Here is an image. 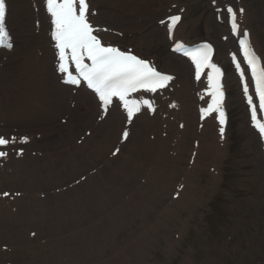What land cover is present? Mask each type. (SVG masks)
<instances>
[{"label": "rangeland", "instance_id": "obj_1", "mask_svg": "<svg viewBox=\"0 0 264 264\" xmlns=\"http://www.w3.org/2000/svg\"><path fill=\"white\" fill-rule=\"evenodd\" d=\"M162 2L150 0L139 12L161 18L182 10L180 38L188 44L202 39L216 44L215 63L225 74L223 83L228 91L227 138L218 167L212 165L210 158L193 165L195 152L187 153L188 145L182 153H169V157L177 160L155 171V176L146 174L153 169L152 162L137 158L132 170L129 167L127 175L119 179L122 141L102 148L97 168H89V162L98 155L85 152L77 160L86 166L85 173L37 192L38 264H264V154L258 145L251 144L253 130L238 79L229 63L227 53L232 50V42L222 31L224 17L214 19L215 7L239 1ZM243 3L247 9L243 19L264 59V0H243ZM197 18L203 32L195 25ZM206 18L212 24L215 22L217 29L209 27ZM4 26L15 29L14 21L6 20ZM220 28L216 34L215 30ZM121 44L126 47L129 42ZM134 44L129 46L134 48ZM137 51L150 56L145 48ZM167 51L169 46L164 48V54ZM173 60L188 64L175 55ZM6 95H13V87ZM62 121L65 120L56 126L65 128L53 130L40 139L41 156L54 148L63 151L66 147L75 148L80 155L81 147H86L91 128L76 118L69 126ZM122 153H128V146ZM141 169L145 178L137 177L130 182V173ZM56 170L63 172L60 167ZM97 171H101L99 182L103 186L98 183L93 186L87 178L86 174ZM104 175L118 178L109 183ZM125 183L130 186L129 192L123 189Z\"/></svg>", "mask_w": 264, "mask_h": 264}, {"label": "bare ground", "instance_id": "obj_2", "mask_svg": "<svg viewBox=\"0 0 264 264\" xmlns=\"http://www.w3.org/2000/svg\"><path fill=\"white\" fill-rule=\"evenodd\" d=\"M149 1L87 0V18L93 25H98L96 30L103 44L115 46L124 41H128L129 45L136 43L134 44L136 50L145 48L152 62L161 70L169 72L172 77L164 87L168 91L161 96L155 97L157 90V92L134 93L133 96L142 106H140V114L129 123V126H126L128 116L124 115L120 102L116 99L111 98V103L104 105L103 101H94L92 92L80 83L69 85L73 89L71 94H68L69 86L60 83L66 73L58 70L55 40L52 38L54 29L50 23V16L46 13L45 0H5V20L15 23V29H8L11 33L8 36L16 38L10 48L0 49V93L5 96L0 95V137L11 141L7 145H0V151L6 153L0 156V264H38L37 192L57 186L78 173H85L86 166L80 165L77 160L87 151L98 155L89 162V168L96 167V161L103 156V152L100 154L102 148L113 142L120 143L124 130L128 129V135L119 145L118 172L121 174L119 179L127 175L129 167L132 170L137 158L151 161L153 169L146 174L149 177L155 176V171L162 170L168 162L177 160V157H169V153L174 151L182 153L188 145L190 146L187 153L195 152L193 165L210 158L212 165L218 167L219 159L225 150L223 147L227 130L226 133H221L220 129L216 133L211 131L216 127L212 119L207 118L202 124L199 121L198 106L199 101L205 98L203 93L206 84L202 76L194 80L193 70L182 63L183 61L181 64L174 62L172 52L167 51L168 53L164 54V48L175 45L180 39V22L176 24L171 38H168L169 21L162 26L157 23L158 19H162L165 15L156 18L155 14L148 16L139 12L140 7L147 6ZM166 1L168 0H163ZM240 8L244 10L242 15L238 11ZM234 9L237 11L232 10L230 15L234 16L238 31L242 32L247 28L250 30L244 20L247 9L243 0L236 2ZM94 12L97 14L94 15ZM218 18H223L219 11L214 15L215 20L218 21ZM206 19L209 27L217 29L214 21L212 24L210 19ZM227 20L228 18H226V27L224 24L222 28L226 33L230 32L234 23ZM228 23H231V26ZM99 25L101 28L106 26L103 28L104 31L99 30ZM195 25L200 32H203L199 28L198 18ZM220 30L221 28L215 30L216 34ZM229 38L232 41L231 32ZM249 39L250 47L260 55L252 33ZM210 63L212 64L213 61L211 60ZM214 84L220 86L221 80H217ZM11 87H13V95L7 96ZM152 92L150 103L153 110H149L144 106L143 98L139 97L138 93ZM251 93L252 91L247 92V95L251 96ZM210 97L209 99H212ZM66 99L68 101L65 104ZM224 102L222 100L219 104L223 114ZM104 106H108L106 113L97 114L98 107ZM207 110L208 108H204L203 113L207 115L218 113ZM100 117L102 118L97 121ZM74 118L83 121L91 128V137L86 140V147H81L80 155L75 148L66 147L63 151L54 148L41 156L39 152L41 151L39 147L43 146L41 140L53 130L65 128L56 126L60 120L67 121L69 126ZM251 139L254 147L258 145L260 148V144H263L259 142L254 132ZM22 140L26 142H21ZM127 146L128 153H122ZM212 153L214 154L211 156ZM58 167L62 168L63 172L57 171ZM142 171L144 169L138 172L132 171L130 182L135 181L137 177L145 178L146 174ZM86 175L93 186L97 183L101 185L99 182L101 171ZM104 177L109 183L118 178H109L105 175ZM129 188L130 186L125 183L124 191L129 192ZM71 191L80 192L76 189ZM3 193L9 195L4 196ZM58 200L59 198H55V201Z\"/></svg>", "mask_w": 264, "mask_h": 264}, {"label": "snow or ice", "instance_id": "obj_3", "mask_svg": "<svg viewBox=\"0 0 264 264\" xmlns=\"http://www.w3.org/2000/svg\"><path fill=\"white\" fill-rule=\"evenodd\" d=\"M46 8L52 17L54 27L52 37L56 41V47L59 50L60 64L58 70L68 72L66 66L69 59L68 53L71 54V62L75 65L80 76L87 81L90 88H94L99 93V98L104 105L111 103V97L118 96L124 100L125 95L130 91H135L138 87L148 88L151 91H156L158 88L167 86L171 76L161 75L150 67L149 64L137 59L135 56L121 53L115 48L102 46L101 41L93 35L94 29L87 21L88 4L87 0H46ZM232 13L231 9H228ZM5 0H0V47L10 48L12 45L8 41V33L5 30ZM180 17H173L171 23L175 25ZM234 19V17H233ZM233 29L236 25L233 23ZM247 34L245 33V36ZM245 52L248 51L246 41L242 40ZM211 49H205L201 53V62H206L210 55ZM87 57L92 62L89 67L83 61ZM249 63L252 65V70L256 73V64L258 63L254 56L249 57ZM201 63H197V78H199ZM239 67V65H238ZM214 72H219V69L213 68ZM211 80L212 77H209ZM80 81L75 77L65 80V83L78 84ZM257 91L260 98V109L264 112V70L259 71L257 78ZM247 93V88H245ZM216 93H219L222 99V92L219 91V86H216ZM214 104H210L207 112L216 111L220 113V124L223 125V112L219 107L220 100L216 99V94H213ZM144 106L149 110H153V106L147 101H143ZM128 120L131 121L134 112L140 111V105L136 102L125 101ZM207 114V113H204ZM253 121L257 120L256 111H252ZM259 131L264 137V124L257 123ZM223 133V127H221ZM126 138L128 133L125 132ZM10 140L0 137V145H7ZM21 142H26L22 140ZM115 154V153H114ZM6 153L0 152V156ZM8 196V193H3Z\"/></svg>", "mask_w": 264, "mask_h": 264}]
</instances>
